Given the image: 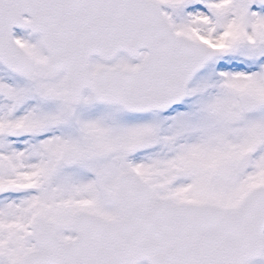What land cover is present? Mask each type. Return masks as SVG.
Returning a JSON list of instances; mask_svg holds the SVG:
<instances>
[{"label": "snow or ice", "instance_id": "snow-or-ice-1", "mask_svg": "<svg viewBox=\"0 0 264 264\" xmlns=\"http://www.w3.org/2000/svg\"><path fill=\"white\" fill-rule=\"evenodd\" d=\"M0 264H264V0H0Z\"/></svg>", "mask_w": 264, "mask_h": 264}]
</instances>
